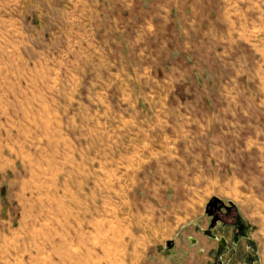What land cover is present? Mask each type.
Listing matches in <instances>:
<instances>
[{
  "label": "rangeland",
  "instance_id": "rangeland-1",
  "mask_svg": "<svg viewBox=\"0 0 264 264\" xmlns=\"http://www.w3.org/2000/svg\"><path fill=\"white\" fill-rule=\"evenodd\" d=\"M215 200L264 216V0H0L11 264L13 248L28 264H74L61 250L74 245L77 264H107L102 222L119 227L126 262L137 248L134 264H166L164 242L196 237L178 228L203 210L205 235L221 220L232 243L197 257L183 241L180 262L260 264L245 239L256 223Z\"/></svg>",
  "mask_w": 264,
  "mask_h": 264
},
{
  "label": "crops",
  "instance_id": "crops-1",
  "mask_svg": "<svg viewBox=\"0 0 264 264\" xmlns=\"http://www.w3.org/2000/svg\"><path fill=\"white\" fill-rule=\"evenodd\" d=\"M216 202V206L217 205H222V207L220 206L218 209V212L221 214H227L228 211L231 208H235V213H237V215L239 216L238 218L240 220H242L245 224H247V222L250 224L258 226L259 231L257 232V234L260 236H255V234L253 235L250 231L247 232L246 234V241L251 242L252 239H255L258 242V247H260V264H264V216H260L258 219L256 217V221L253 215H251V221L249 222V215L248 214H244L241 210V208H239V206H237L236 204H223L220 201H214ZM212 202V204L214 203ZM244 215V216H243ZM205 214H204V210L202 211V215L201 216H195L193 218H190V220H188V224L187 225H183L182 227H179L178 230L179 232L182 230V234H184L183 231H188L189 229L192 230V233L196 236L194 238H184V239H180L179 238V233L178 234H174V232L171 234L170 238H168V240H166L165 246L168 247V251L172 250V252L170 253H175L176 258H173V254L171 255V259L172 262H166V264H188L186 262L182 263L180 262L182 260V256L183 254H185L183 252V250L187 251V248L184 247L182 245L183 241L185 242L186 245L191 246V250L190 251H195L192 253V255H196L197 257L202 256L204 253H206L207 251V244L208 241H212L213 242V246L214 247H221L224 246L226 247L228 245V243H232V237H233V231L235 228L230 227V226H226V225H222V221L218 220L216 221V223L211 224V228H212V236H207L205 235V229H207L204 225L206 223H208V219L206 220L205 218ZM74 221V232L75 233V237L77 238L78 233L81 235V232L83 231V226L81 224L78 225L76 220ZM255 221V222H254ZM89 226H92V223L89 222L88 224ZM119 227L117 226L116 228L111 229L112 231H110L109 226H108V222L103 224H101V229L97 228L95 230V233L97 236L100 237V242L97 243L99 246V253L101 256V261L106 262L107 264H117V263H124L126 264L127 262H131V263H140L141 260V252L137 249V248H133L132 249V253L128 256L127 262H126V256L124 254H121V249L124 247L123 246V240H122V235L119 233L118 231ZM10 235V236H9ZM82 236V235H81ZM174 236V237H173ZM255 236V237H254ZM13 238L14 241L16 240L17 237H15L14 235L12 236L11 233L9 232H3L0 231V264H11L12 260L7 259L6 257L8 256V252H6V245H7V240L8 238ZM173 237V238H172ZM173 239V240H172ZM194 239V240H193ZM182 240V241H181ZM76 241V239H75ZM171 243V244H170ZM224 244V245H223ZM63 248H61V250L63 249V253L69 254L73 256V261L74 264H77V259H76V254H77V246L74 245L71 246V248H68V250L66 249L65 246H62ZM213 248V247H212ZM228 248V247H226ZM60 249V248H59ZM23 251H25L23 253ZM90 252H92L91 250H85V254H89ZM12 254H16L17 256L16 258L13 259V264H22L23 262L25 264H28V260H23L21 259L20 255L23 254H28L27 249L23 250L22 248H13V250H11ZM43 253V252H42ZM97 253V252H96ZM110 255L111 256H116V258H113L112 261L110 262ZM122 256V257H121ZM178 257V258H177ZM66 256L63 258V263H66L67 260ZM175 259V260H174ZM87 263V262H86Z\"/></svg>",
  "mask_w": 264,
  "mask_h": 264
},
{
  "label": "water",
  "instance_id": "water-1",
  "mask_svg": "<svg viewBox=\"0 0 264 264\" xmlns=\"http://www.w3.org/2000/svg\"><path fill=\"white\" fill-rule=\"evenodd\" d=\"M216 205V202L210 205L211 208H213Z\"/></svg>",
  "mask_w": 264,
  "mask_h": 264
},
{
  "label": "flooded vegetation",
  "instance_id": "flooded-vegetation-1",
  "mask_svg": "<svg viewBox=\"0 0 264 264\" xmlns=\"http://www.w3.org/2000/svg\"><path fill=\"white\" fill-rule=\"evenodd\" d=\"M216 208H217V207H216V205H215V206L213 207V210H216ZM213 210H212V211H213Z\"/></svg>",
  "mask_w": 264,
  "mask_h": 264
},
{
  "label": "trees",
  "instance_id": "trees-1",
  "mask_svg": "<svg viewBox=\"0 0 264 264\" xmlns=\"http://www.w3.org/2000/svg\"><path fill=\"white\" fill-rule=\"evenodd\" d=\"M238 233L240 232V229L239 228H237V230H236Z\"/></svg>",
  "mask_w": 264,
  "mask_h": 264
}]
</instances>
